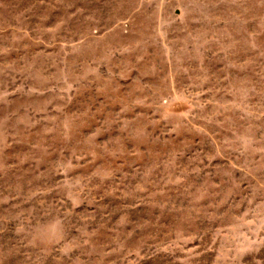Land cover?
I'll return each mask as SVG.
<instances>
[{"label":"rangeland","instance_id":"obj_1","mask_svg":"<svg viewBox=\"0 0 264 264\" xmlns=\"http://www.w3.org/2000/svg\"><path fill=\"white\" fill-rule=\"evenodd\" d=\"M0 264H264V0H0Z\"/></svg>","mask_w":264,"mask_h":264}]
</instances>
